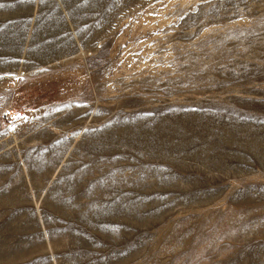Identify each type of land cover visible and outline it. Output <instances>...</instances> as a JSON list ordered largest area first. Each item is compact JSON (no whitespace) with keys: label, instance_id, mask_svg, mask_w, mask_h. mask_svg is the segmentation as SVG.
<instances>
[{"label":"rangeland","instance_id":"rangeland-1","mask_svg":"<svg viewBox=\"0 0 264 264\" xmlns=\"http://www.w3.org/2000/svg\"><path fill=\"white\" fill-rule=\"evenodd\" d=\"M0 264H264V0H0Z\"/></svg>","mask_w":264,"mask_h":264},{"label":"built area","instance_id":"built-area-1","mask_svg":"<svg viewBox=\"0 0 264 264\" xmlns=\"http://www.w3.org/2000/svg\"><path fill=\"white\" fill-rule=\"evenodd\" d=\"M13 117L11 116L10 119H12Z\"/></svg>","mask_w":264,"mask_h":264}]
</instances>
